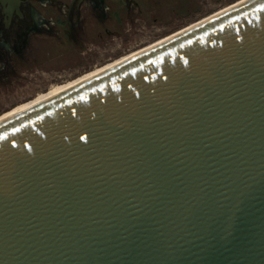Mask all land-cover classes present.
<instances>
[{"label": "water", "instance_id": "95a60500", "mask_svg": "<svg viewBox=\"0 0 264 264\" xmlns=\"http://www.w3.org/2000/svg\"><path fill=\"white\" fill-rule=\"evenodd\" d=\"M0 264H264V0L1 121Z\"/></svg>", "mask_w": 264, "mask_h": 264}, {"label": "rangeland", "instance_id": "374dc122", "mask_svg": "<svg viewBox=\"0 0 264 264\" xmlns=\"http://www.w3.org/2000/svg\"><path fill=\"white\" fill-rule=\"evenodd\" d=\"M50 1L31 0V5L37 13L49 18L58 11ZM63 1L69 4L71 0ZM236 1L164 0L160 3L164 8L159 11L165 17L162 20L172 15L178 17L175 16L176 19L166 24H156L154 17L158 16L150 15L144 6L139 10L134 3H130L131 11L124 18L126 24L118 27V31L113 34H106L99 27L96 14L84 11V16L91 17L85 21V31H73L69 37L59 33L50 24L37 29L33 27L25 34L23 42L17 45L16 53L7 52L11 53L12 59H7V70L0 74V113L35 97V94L46 91L55 83L70 80L133 49L152 43ZM155 6V3L149 4L147 9L152 10ZM111 25L106 26L113 31L116 26L112 25V28Z\"/></svg>", "mask_w": 264, "mask_h": 264}, {"label": "flooded vegetation", "instance_id": "af4514ba", "mask_svg": "<svg viewBox=\"0 0 264 264\" xmlns=\"http://www.w3.org/2000/svg\"><path fill=\"white\" fill-rule=\"evenodd\" d=\"M51 1L50 2L57 7L58 11H55L51 17L45 18L32 7L31 0H24L21 5L23 17L16 13L13 14L10 24L7 23V17L3 14V8L0 4V36L3 37V39L0 40V74L7 70V59H12L11 53L9 54L7 52H15V50L18 49L17 45L23 42L26 38L25 34L32 30L33 27L37 29L40 27H47L50 24L52 28L55 27L59 33L69 37V34H72L73 31H85L83 27L87 25L85 21L91 17L84 16L83 13L88 12L96 14L95 19L98 21L99 27L106 34H113L118 31V27L126 24V19L124 18L128 17V13L131 11L130 3H134V6L139 10L143 9L144 6L145 10L149 11L150 15L158 16L154 17L156 24H166L176 16L172 15L169 16L168 19H165V21L162 20V18L165 17H162L159 11L160 8H164V6L160 4L162 1L164 2V0H71L69 4L63 0ZM148 3H155L156 8L152 9L153 11L148 10ZM89 6L91 7L89 8ZM102 14H104L103 17L101 16ZM176 18L178 17L176 16ZM107 24H112L113 27H116L111 31L106 26ZM112 25L110 27H112ZM49 30H51V28Z\"/></svg>", "mask_w": 264, "mask_h": 264}, {"label": "bare ground", "instance_id": "6f19581e", "mask_svg": "<svg viewBox=\"0 0 264 264\" xmlns=\"http://www.w3.org/2000/svg\"><path fill=\"white\" fill-rule=\"evenodd\" d=\"M246 1H248V0H237L236 2H233L231 5L224 6V7L216 10L215 12H213L212 14H210L208 16L200 18V19L194 21L193 23H190V24H188L182 28H179L177 30H174L173 33H171V34H167L166 36H163L157 40H154L152 43H149V44L142 46V47H139L137 49H133V51H130L128 53H125L124 55L116 57V58H114V60H112L110 62H107L103 65L96 66L92 70L80 73L70 80H66V81L60 82V83H55L54 85L50 86V88L47 89L46 91L38 92L37 94H35V97H33L27 101L18 103L14 107L0 113V122L4 121L10 117H13V115H15V113H18L22 110H25V109L35 105V103H37V102H40V101H42L48 97L53 96L55 93H57L59 91H62V90L67 89L71 86H74V84L79 83L81 81H84L88 78H91L94 75H96L97 73H100L104 70L112 68V67H114V65H117L121 62L129 60V59L133 58L134 56L140 54L141 52L146 51L150 48H153V46L158 45L164 41L172 39L173 36L181 34L184 31H186L190 28H193V26L198 25L200 23H203V22L211 19L212 17L217 16V15H219V14H221V13H223L229 9H232V7H234L240 3H244Z\"/></svg>", "mask_w": 264, "mask_h": 264}]
</instances>
